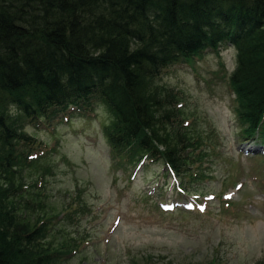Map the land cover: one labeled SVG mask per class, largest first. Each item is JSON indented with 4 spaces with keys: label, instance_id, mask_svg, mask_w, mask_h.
<instances>
[{
    "label": "trees",
    "instance_id": "trees-1",
    "mask_svg": "<svg viewBox=\"0 0 264 264\" xmlns=\"http://www.w3.org/2000/svg\"><path fill=\"white\" fill-rule=\"evenodd\" d=\"M225 45L237 51L230 83L244 135L264 140V0H0V264H55L72 250L51 239L45 211L21 217L37 203L17 196L16 171L33 161L26 122L52 125L103 98L119 162L163 158L182 174L177 143L191 139L166 126L180 98L155 80Z\"/></svg>",
    "mask_w": 264,
    "mask_h": 264
},
{
    "label": "rangeland",
    "instance_id": "rangeland-1",
    "mask_svg": "<svg viewBox=\"0 0 264 264\" xmlns=\"http://www.w3.org/2000/svg\"><path fill=\"white\" fill-rule=\"evenodd\" d=\"M236 66L235 47L225 45L155 80L180 98L167 103L181 111L166 126L191 139L176 142L182 174L163 158L119 162L103 98L52 125L25 123L35 137L25 148L33 161L16 171L25 184L17 196L35 193L37 203L21 217L52 216L51 239L72 248L55 264H264V153L243 150H260L262 142L244 135L230 83ZM196 133L201 145L192 142ZM191 200L194 208L185 206Z\"/></svg>",
    "mask_w": 264,
    "mask_h": 264
}]
</instances>
